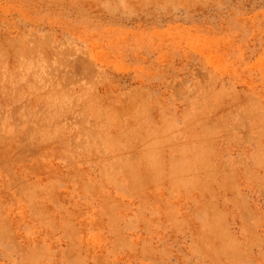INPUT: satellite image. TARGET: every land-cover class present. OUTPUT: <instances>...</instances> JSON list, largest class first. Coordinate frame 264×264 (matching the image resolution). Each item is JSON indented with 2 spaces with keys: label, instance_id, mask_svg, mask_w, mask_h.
Here are the masks:
<instances>
[{
  "label": "rangeland",
  "instance_id": "374dc122",
  "mask_svg": "<svg viewBox=\"0 0 264 264\" xmlns=\"http://www.w3.org/2000/svg\"><path fill=\"white\" fill-rule=\"evenodd\" d=\"M0 54V264H264V0H0Z\"/></svg>",
  "mask_w": 264,
  "mask_h": 264
},
{
  "label": "bare ground",
  "instance_id": "6f19581e",
  "mask_svg": "<svg viewBox=\"0 0 264 264\" xmlns=\"http://www.w3.org/2000/svg\"><path fill=\"white\" fill-rule=\"evenodd\" d=\"M14 39H15V38H14ZM10 41H11V40H10ZM11 42H12V41H11ZM11 42H10V43H11ZM15 42H16V41H15ZM17 43H18V41H17ZM14 44H15V43H14ZM3 47H4V46H3ZM16 48H17V47H16ZM38 49H39V48H38ZM1 50H2V49H1ZM25 50H26V49H25ZM40 50H41V49H40ZM3 51H4V50H3ZM3 51H2V52H3ZM19 51H20V50H19ZM43 51H44V50H43ZM6 52H7V51H6ZM14 52H15V51H14ZM27 53H28V52H27ZM27 53H26V54H27ZM36 53H37V52H36ZM66 53H67V52H66ZM13 54H14V53H13ZM75 54H76V53H75ZM0 55H1V54H0ZM16 55H17V54H16ZM35 55H36V54H35ZM38 55H39V54H38ZM14 56H15V55H14ZM69 56H70V55H69ZM39 57H40V56H39ZM1 59H2V58H1ZM23 59H24V58H23ZM31 59H32V57H31ZM15 60H16V59H15ZM2 61H3V60H2ZM5 61H6V60H5ZM35 62H36V61H35ZM7 63H8V62H7ZM57 63H58V62H57ZM48 64H49V63H48ZM66 64H67V63H66ZM2 65H3V64H2ZM83 65H84V64H83ZM42 66H43V65H42ZM86 66H87V65H86ZM0 68H1V67H0ZM5 68H6V67H5ZM56 68H57V67H56ZM2 69H3V68H2ZM37 70H38V69H37ZM8 71H9V70H8ZM46 71H47V69H46ZM49 71H50V70H49ZM36 72H37V71H36ZM50 72H51V71H50ZM1 73H2V72H1ZM37 73H38V72H37ZM37 73H36V74H37ZM68 73H69V72H68ZM9 74H10V73H9ZM69 74H70V73H69ZM7 75H8V74H7ZM10 75H11V74H10ZM48 75H49V74H48ZM60 75H61V74H60ZM64 75H65V74H64ZM74 75H75V74H74ZM24 76H25V75H24ZM40 76H41V75H40ZM75 76H76V75H75ZM1 77H2V76H1ZM7 77H8V76H7ZM55 77H56V76H55ZM92 77H93V76H92ZM43 78H44V77H43ZM27 79H28V78H27ZM51 79H52V78H51ZM9 80H10V79H9ZM34 80H36V79H34ZM44 80H45V79H44ZM92 80H93V79H92ZM80 81H81V80H80ZM86 81H87V80H86ZM10 82H11V81H10ZM23 82H24V81H23ZM27 83H28V82H27ZM47 83H48V82H47ZM49 83H50V81H49ZM49 83H48V84H49ZM45 84H46V82H45ZM17 85H18V84H17ZM21 85H22V84H21ZM13 86H14V85H13ZM51 87H52V86H51ZM11 88H12V87H11ZM13 88H14V87H13ZM49 88H50V87H49ZM14 89H15V88H14ZM18 89H19V88H18ZM22 89H23V88H22ZM43 89H44V88H43ZM28 90H29V89H28ZM46 90H47V89H46ZM46 90H45V91H46ZM21 91H22V90H21ZM8 92H9V91H8ZM42 92H43V91H42ZM54 92H55V91H54ZM86 92H87V91H86ZM9 93H10V92H9ZM36 93H38V92H36ZM90 93H91V92H90ZM192 93H194V92H192ZM0 94L2 95V93H0ZM57 94H59V93L57 92ZM62 94H63V93H62ZM91 94H92V93H91ZM80 95H81V94H80ZM184 95H185V94H184ZM14 96H15V95H14ZM39 96H40V95H39ZM89 96H90V95H89ZM89 96H88V97H89ZM206 96H207V95H206ZM3 97H4V96H3ZM51 97H52V96H51ZM90 97H91V96H90ZM215 97H216V96H215ZM61 98H62V97H61ZM92 98H93V97H92ZM98 98H99V97H98ZM206 98H207V97H206ZM220 98H221V97H220ZM52 99H53V98H52ZM76 99H77V98H76ZM76 99H75V100H76ZM83 99H84V98H83ZM63 100H64V99H63ZM86 100H87V99H86ZM94 100H95V99H94ZM94 100H93V101H94ZM219 100H220V99H219ZM219 100H217V101H219ZM59 101H60V100H59ZM59 101H58V102H59ZM69 101H70V100H69ZM88 101H89V100H88ZM144 101H145V100H144ZM71 102H72V101H71ZM91 102H92V100H91ZM94 102H95V101H94ZM132 102H133V101H132ZM209 102H210V101H209ZM248 102H250L249 99H248ZM83 103H84V102H83ZM210 103H211V102H210ZM12 104H13V103H12ZM85 104H86V103H85ZM85 104H84V105H85ZM132 104H133V103H132ZM10 105H11V104H10ZM202 105H203V104H202ZM210 105H211V104H210ZM253 105H254V104H252V106H253ZM80 106L82 107V105H80ZM105 106H106V105H105ZM105 106H104V107H105ZM214 106H215V105H214ZM247 106H248V105H247ZM249 106L251 107V105H249ZM4 107H5V106H4ZM56 107H57V106H56ZM58 107H59V105H58ZM86 107H87V106H86ZM134 107H135V106H134ZM244 107H245V106H244ZM254 107H255V106H254ZM107 108H108V107H107ZM218 108H219V107H218ZM220 108H221V107H220ZM100 109H101V108H100ZM103 109H104V108H103ZM234 109H235V108H234ZM249 109H250V108H249ZM76 110H77V109H76ZM104 110H105V109H104ZM25 111H26V109H25ZM81 111H82V110H81ZM107 111H108V110H107ZM109 111H110V110H109ZM214 111H215V110H214ZM252 111H253V110H252ZM255 111H256V110H255ZM255 111H253V112H255ZM100 112H101V111H100ZM143 112H144V111H143ZM235 112H236V111H235ZM245 112H247V111H243L242 113H245ZM24 113H25V112H24ZM78 113H79V112H78ZM102 113H103V112H102ZM106 113H107V112H106ZM111 113H112V112H111ZM136 113H137V111H136ZM248 113H249V111H248ZM250 113H251V112H250ZM255 113H256V112H255ZM32 114H34V113H32ZM39 114H40V113H39ZM114 114H115V113H114ZM125 114H126V113H125ZM245 114H246V113H245ZM18 115H19V114H18ZM41 115H43V114L41 113ZM48 115H49V114H48ZM107 115H108V114H107ZM138 115H139V114H138ZM197 115H199V114H197ZM203 115H204V114H203ZM206 115H207V114H206ZM206 115H205V116H206ZM240 115H241V114H239L238 116H240ZM249 115H250V114H249ZM255 115H256V114H255ZM19 116H20V115H19ZM39 116H40V115H39ZM71 116H72V115H71ZM132 116H133V115H132ZM134 116L137 117V115H134ZM241 116H242V115H241ZM244 116H245V115H244ZM258 116H259V115H258ZM12 117H13V116H12ZM109 117H110V116H109ZM148 117H149V116H148ZM197 117H198V116H197ZM228 117H229V116H228ZM245 117H246V116H245ZM247 117H248V115H247ZM250 117H251V116H250ZM255 117H256V116H255ZM117 118H118V117H117ZM125 118H126V117H125ZM141 118H142V117H141ZM146 118H147V117H146ZM241 118H242V117H241ZM28 119H29V118H28ZM30 119H31V118H30ZM49 119H50V118H49ZM69 119H70V118H69ZM72 119H73V118H72ZM104 119H105V117H104ZM112 119H113V118H112ZM138 119H139V118H138ZM142 119L144 120V118H142ZM150 119H151V118H150ZM150 119H149V120H150ZM198 119H199V118H198ZM204 119H205V118H204ZM140 120H141V119H140ZM143 120H141V122H142ZM190 120H192V119H190ZM199 120H200V119H199ZM242 120H243V123H244V119H242ZM247 120H248V118H247ZM247 120H246V121H247ZM61 121H62V120H61ZM147 121H148V120H146V122H147ZM156 121H157V120H156ZM192 121H193V120H192ZM250 121H251V120H250ZM40 122H41V121H40ZM59 122H60V121H59ZM73 122H74V121H73ZM91 122H92V121H91ZM93 122H94V121H93ZM99 122H100V121H99ZM106 122H107V121H106ZM126 122H127V121H126ZM136 122H137V121H136ZM146 122H145V123H146ZM149 122H150V121H149ZM165 122H166V121H165ZM165 122H164V123H165ZM239 122H241V121H239ZM84 123H85V122H84ZM89 123H90V121H89ZM107 123H108V122H107ZM166 123H167V122H166ZM166 123H165V124H166ZM168 123H169V120H168ZM189 123H190V122H189ZM80 124H82V123L80 122ZM121 124H122V123H121ZM128 124H129V123H128ZM147 124H148V123H147ZM195 124H196V123H195ZM206 124H207V123H205V126H206ZM245 124H246V123H244V125H245ZM249 124H252V123H249ZM13 125H14V124H13ZM16 125H17V124H16ZM37 125H38V124H37ZM68 125H69V124H68ZM94 125H95V124H94ZM104 125H105V124H104ZM108 125H109V124H108ZM137 125L139 126V124H137ZM141 125H143V124L141 123ZM203 125H204V124H203ZM212 125H213V124H212ZM238 125H239V124H238ZM256 125H257V123H256ZM32 126H33V125H32ZM61 126H63V125H61ZM85 126H86V125H85ZM101 126H102V125H101ZM245 126H246V125H245ZM260 126H262V125H260ZM51 127H52V126H51ZM102 127H103V126H102ZM141 127H142V126H141ZM141 127H140V128H141ZM147 127H148V126H147ZM207 127H208V128H207ZM214 127H215V126H214ZM214 127H213V128H214ZM239 127H240V126H239ZM239 127H238V129H239ZM247 127H248V126H247ZM249 127H250V125H249ZM249 127H248V128H249ZM262 127H263V126H262ZM6 128H7V127H6ZM26 128H27V127H26ZM103 128H104V127H103ZM120 128H122V127H120ZM128 128H129V127H128ZM142 128H143V127H142ZM144 128H145V127H144ZM149 128H150V126H149ZM201 128H202V127H201ZM201 128H200V129H201ZM206 128L209 129V125L206 126ZM241 128H243V130H244V127H243V126H242ZM31 129H32V128H31ZM38 129H39V128H38ZM41 129H42V128H41ZM50 129H51V128H50ZM90 129H91V128H90ZM125 129H126V128H125ZM161 129H162V128H161ZM163 129H164V128H163ZM211 129H212V128H211ZM211 129H210V130H211ZM214 129H215V128H214ZM232 129H233V128H232ZM245 129H246V128H245ZM256 129H258V128H256ZM60 130H61V129H60ZM96 130H97V129H96ZM123 130H124V129L122 128L121 131H123ZM126 130H127V129H126ZM126 130H125V131H126ZM128 130H129V129H128ZM128 130H127V131H128ZM165 130H167V129L165 128ZM262 130H264V129L262 128ZM15 131H17V130H15ZM83 131H84V129H83ZM94 131H95V130H94ZM97 131H98V130H97ZM121 131H120V132H121ZM148 131H149V130H148ZM182 131H183V130H182ZM215 131H216V129H215ZM230 131H231V130H230ZM256 131H257V130H256ZM27 132H29V130H28ZM32 132H33V130H32ZM128 132H129V131H128ZM153 132H154V131H153ZM171 132H172V131H171ZM198 132H199V131H198ZM210 132H211V131H210ZM217 132H218V131H217ZM257 132H258V131H257ZM14 133H15V132H14ZM14 133H13V134H14ZM29 133H30V132H29ZM33 133H34V132H33ZM90 133H91V131H90ZM90 133H89V134H90ZM147 133H148V132H147ZM157 133H158V132H157ZM203 133H204V131H203ZM249 133H250V132H249ZM31 134H32V133H31ZM31 134H30V135H31ZM75 134H76V133H75ZM91 134H92V133H91ZM127 134H128V133H127ZM127 134H126V135H127ZM150 134H151V133H150ZM210 134H211V133H210ZM0 135H1V134H0ZM14 135H15V134H14ZM76 135H77V134H76ZM133 135H134V134H133ZM148 135H149V134H148ZM191 135H192V134H191ZM33 136H34V135H33ZM154 136H155V133H154ZM154 136H153V137H154ZM6 137H7V136H6ZM13 137H14V136H13ZM72 137H73V136H72ZM76 137H77V136H76ZM129 137H130V136H129ZM141 137H142V136H141ZM153 137H151V138H153ZM156 137H157V136H156ZM167 137H168V136H167ZM195 137H196V136H195ZM198 137H199V136H198ZM20 138H21V137H20ZM22 138H23V137H22ZM41 138H42V137H41ZM90 138H91V137H90ZM103 138H104V137H103ZM173 138H174V137H173ZM178 138H179V137H178ZM200 138H201V137H200ZM215 138H216V137H215ZM0 139H1V138H0ZM91 139H92V138H91ZM127 139H128V138H127ZM127 139H126V141H127ZM142 139H143V138H141V140H140L141 143L144 142V141H142ZM156 139H157V138H156ZM179 139H180V138H179ZM236 139H237V138H236ZM38 140H40V139H38ZM134 140H135V139H134ZM143 140H145V139H143ZM171 140H173V139H171ZM211 140H212V139H211ZM119 141H120V140H119ZM78 142H81V143H82V141H78ZM146 142H148V141H146ZM39 143H40V142H39ZM70 143H71V142H70ZM70 143L67 144L68 147H69ZM83 143H84V142H83ZM149 143H150V142H149ZM176 143H177V142H176ZM19 144H20V143H19ZM42 144H44V143H42ZM74 144H75V143H74ZM98 144H99V143H98ZM119 144H120V143H119ZM142 144H143V143H142ZM202 144H203V143H202ZM207 144H208V141H207ZM3 145H4V144H3ZM75 145H76V144H75ZM115 145H116V144H115ZM128 145H130V144H128ZM147 145H148V144H147ZM147 145H146V147H147ZM185 145H186V144H185ZM131 146H132V145H131ZM24 147H25V146H24ZM80 147H81V146H80ZM117 147H118V146H117ZM121 147L123 148L124 145L122 146V144H121ZM149 147H150V146H149ZM261 147H262V146H261ZM27 148H28V147H27ZM36 148H37V147H36ZM36 148H35V149H36ZM78 148H79V147H78ZM113 148H114V147H113ZM211 148H212V147H211ZM5 149H6V148H5ZM25 149H26V148H25ZM37 149H38V148H37ZM67 149H68V148H67ZM76 149H77V148H76ZM114 149H115V148H114ZM129 149H130V147H129ZM131 149H132V148H131ZM138 149H139V148H138ZM144 149H145V148H144ZM148 149H149V148H148ZM209 149H210V148H209ZM212 149H213V148H212ZM38 150H39V149H38ZM70 150H71V149H70ZM81 150H82V152H83V149H81ZM87 150H88V149H87ZM92 150H93V149H92ZM115 150H116V149H115ZM210 150H211V149H210ZM1 151H2V150H1ZM119 151H120V150H119ZM143 151H144V150H143ZM207 151H208V150H207ZM16 152H17V151H16ZM120 152H121V151H120ZM122 152H123V150H122ZM128 152H129V151H128ZM29 153H30V152H29ZM85 153H86V152H85ZM117 153H118V152H117ZM151 153H152V152H151ZM208 154H209V153H208ZM94 155L96 156V154H94ZM144 155H145V154H144ZM193 155H194V154H193ZM103 156H104V154H103ZM103 156H102V158H103ZM110 156H111V155H110ZM199 156H200V155H199ZM10 157H11V156H10ZM96 157H97V156H96ZM111 157H112V156H111ZM144 157H145V156H144ZM97 158H98V157H97ZM100 158H101V157H100ZM104 158H105V157H104ZM104 158H103V159H104ZM146 158H147V157H146ZM199 158H200V157H199ZM201 158H202V157H201ZM106 159H107V158H106ZM137 159H138V157H137ZM147 159H148V158H147ZM173 159H174V158H173ZM176 159H177V157H176ZM180 159H181V158H180ZM20 160H21V159H20ZM26 160H27V159H26ZM68 160H69V159H68ZM182 160H183V159H182ZM257 160H258V159H257ZM258 161H259V160H258ZM67 162H68V161H67ZM69 162H70V161H69ZM260 162H261V161H260ZM130 163L132 164V161H130ZM173 163H174V161H173ZM173 163H172V166H173ZM176 163H177V162H176ZM150 164H151V163H150ZM36 165H37V164H36ZM132 165H133V164H132ZM260 165H263V164H260ZM200 166H201V165H200ZM173 167H174V166H173ZM39 168H40V167H39ZM169 168H170V167H169ZM192 168H193V167H192ZM204 168H205V166H204ZM107 169L109 170V168H107ZM193 169H194V168H193ZM191 172H192V171H191ZM204 172H205V171H204ZM214 174H215V173H214ZM215 175H216V174H215ZM175 179H176V178H175ZM188 179H189V178H188ZM194 179H195V178H194ZM183 182H184V181H183ZM185 182H186V181H185ZM185 182H184V183H185ZM205 182H206V180H205ZM22 183H23V182H22ZM24 183H25V182H24ZM189 183H190V179H189ZM139 184H141V183H139ZM205 184H206V183H205ZM142 185H143V184H142ZM144 185H145V184H144ZM196 185H197V184H196ZM196 185H195V186H196ZM19 186H21V185L19 184ZM185 186H187V185H185ZM187 188H188V187H186V189H187ZM24 189H25V188H24ZM27 190H28V189H27ZM18 192H19V191H18ZM16 193H17V192H16ZM21 193H22V192H21ZM111 199H112V198H111ZM158 199H160V198H158ZM118 202H119V201H118ZM110 206H111V204L109 205V207H110ZM112 207H113V206H112ZM172 207H173V206H172ZM109 209H110V208H109ZM112 209H113V208H112ZM171 211H172V210H171ZM169 212H170V211H169ZM172 212H173V211H172ZM249 212H250V211H249ZM174 213H175V212H174ZM176 214H177V212H176ZM221 214H222V213H221ZM223 214H224V213H223ZM247 215H248V214H247ZM221 216H222V217H220V219L224 217V215H221ZM225 217H226V216H225ZM225 217H224V218H225ZM215 219H216V218H215ZM216 220H217V219H216ZM73 223H74V222H73ZM68 225H69V223H68ZM211 225H212V224H211ZM221 225H222V224H221ZM7 228H8V227H7ZM69 228H70V226H69ZM227 232H228V231H227ZM225 233H226V232H225ZM227 234H228V233H227ZM6 235H7V234H6ZM224 235H225V234H224ZM224 235H223V236H224ZM7 236H8V235H7ZM121 236H122V234H121ZM121 236H120V237H121ZM221 236H222V235H221ZM231 236H232V235H231ZM232 237H233V236H232ZM67 238H68V236H67ZM78 238H79V237H78ZM205 238H206V237H205ZM220 239H221V238H220ZM222 239H223V238H222ZM77 240H79V239H77ZM224 240H225V239H224ZM220 241H221V240H220ZM79 242H80V240H79ZM79 244H80V243H79ZM218 246H219V245H218ZM221 246L223 247V244H222ZM221 246H219V248H221ZM74 247H75V246H74ZM212 249L215 250L214 248H212ZM227 249H228V248H227ZM227 249H225V251H226ZM213 250H212V251H213ZM217 250H218V248H217ZM221 250H222V248H221ZM221 250H220V251H221ZM228 250H229V249H228ZM69 251H71V250H69ZM69 251H68V252H69ZM222 251H223V250H222ZM222 251H221V252H222ZM238 251H239V250H238ZM213 252H214V251H213ZM68 254H70V253H68ZM220 254H221V253H220ZM220 254H219V256H220ZM76 258H77V257H76ZM77 259H78V258H77ZM84 261H85V260H84ZM72 262H73V261H72Z\"/></svg>",
  "mask_w": 264,
  "mask_h": 264
}]
</instances>
